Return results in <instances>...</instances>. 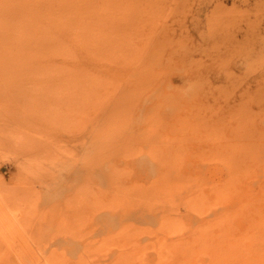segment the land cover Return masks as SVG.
Instances as JSON below:
<instances>
[{
	"label": "rangeland",
	"instance_id": "1",
	"mask_svg": "<svg viewBox=\"0 0 264 264\" xmlns=\"http://www.w3.org/2000/svg\"><path fill=\"white\" fill-rule=\"evenodd\" d=\"M0 264H264V0H0Z\"/></svg>",
	"mask_w": 264,
	"mask_h": 264
}]
</instances>
